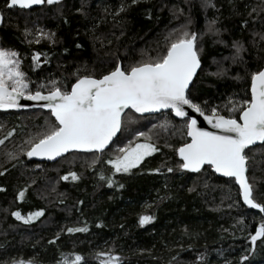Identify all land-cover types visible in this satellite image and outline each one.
Wrapping results in <instances>:
<instances>
[{
    "label": "trees",
    "instance_id": "16d2710c",
    "mask_svg": "<svg viewBox=\"0 0 264 264\" xmlns=\"http://www.w3.org/2000/svg\"><path fill=\"white\" fill-rule=\"evenodd\" d=\"M0 13V46L18 53L32 91L40 84L47 91L53 79L70 90L74 73L98 77L118 61L127 68L155 58L182 26L203 33L201 67L189 95L207 114L215 106L227 116L236 104L231 114L238 116L240 101L250 99L249 73L264 67V0H59L29 10L9 9L0 0ZM212 20L218 34L206 31ZM39 31L53 34L52 40L36 37ZM234 40L245 45L243 63H232ZM219 67L227 74L213 75ZM126 115L130 123L107 151L38 163L27 157L26 141L54 122L50 113L0 112V264H63L73 253L82 255V264H102L108 256L101 253L118 256V264H264V237L255 245L249 239L264 213L244 206L234 180L216 176L210 167L178 168L175 149L188 141L185 121L170 112ZM136 131L145 136L135 137ZM145 140L159 151L130 173L113 174L106 163L114 158L112 148ZM250 149L246 176L254 198L264 203V144ZM153 168L160 171H149ZM71 172L77 180L61 179ZM108 176L114 184L107 183ZM21 189L24 198L18 200ZM40 209L42 215L28 223L11 215ZM141 215L153 219L141 225ZM85 226L87 231H66ZM241 255L247 259L241 261Z\"/></svg>",
    "mask_w": 264,
    "mask_h": 264
},
{
    "label": "snow or ice",
    "instance_id": "6c2138e0",
    "mask_svg": "<svg viewBox=\"0 0 264 264\" xmlns=\"http://www.w3.org/2000/svg\"><path fill=\"white\" fill-rule=\"evenodd\" d=\"M55 2L58 0H5V5L9 9L17 6L26 9L32 5ZM210 2L211 0H208V3ZM130 3L136 4L137 0H130ZM124 7L125 5L122 4L117 11H121ZM187 23L190 24L191 20L189 19ZM215 23V20L208 22L206 31L218 34L220 29L214 27ZM242 24H246V21ZM24 31L29 33L30 30L25 28ZM36 35L47 37L50 41L53 36L44 31H39ZM202 35L203 33L190 31L186 26H182L167 45L166 51L155 58L137 61L127 68L122 67L118 61L114 68L98 77L74 73L77 78L72 82L70 90L59 87L55 79L48 81L51 87L47 91L44 90V84L38 85L35 91L30 90L25 73L19 69L18 53L0 47V109L27 107L26 104L18 102L22 97L29 101L44 102L40 107L50 109L55 120L49 123L46 130L37 133L34 140L29 138L26 141L30 144L26 154L28 157L49 159L61 156L70 149L94 150L95 153H102L113 137L123 129L122 114L125 113V109H132L136 113L170 109L176 117L185 121L187 136L190 137V140L175 149L180 157L178 168L199 171L207 164L217 173L234 177L244 204L264 213V203L254 198L253 186L245 175L249 166L247 161L250 159L247 152L254 151L249 146L254 145L255 142H264V67L249 73L250 99L245 98L240 101L238 116L231 114L236 111V104L228 108L227 116L219 114L215 106L211 109L212 114H207L205 109L189 95L196 84L195 78L201 67L202 48L199 37ZM253 35L255 36L256 33ZM260 39L264 40V33L260 34ZM220 43L224 41L221 40ZM231 47L234 49L231 56L232 63H243L241 53L245 50L244 43L234 40ZM40 55L38 52L35 53L32 57L33 61L37 62ZM227 71V68L219 67L217 73L213 75H226ZM236 78H240L239 74ZM184 106L199 113L219 131H208L197 127L196 118L190 116ZM166 125L167 122L161 123L162 127ZM14 131V129L8 131L7 135L11 137ZM141 136H145V133L135 132V137ZM3 142L4 140L0 139V143ZM156 151L159 149L148 140L136 143L129 141L119 147L115 157L109 158L106 163L111 165L113 174L130 173L134 167L144 161L145 157ZM149 171L159 172L160 169L153 168ZM168 171L171 172L173 169L168 168ZM69 176L72 180L78 179L75 172L68 173L61 179L67 180ZM101 178L105 177L101 176ZM106 179L109 185L114 184L112 176ZM16 198L18 200L24 198L23 189L17 193ZM42 213L43 209L30 212L27 216L19 211H13L11 215L28 223ZM151 219L153 217L141 215L139 223L144 225ZM66 231L68 233L87 231V227H68ZM260 237H264V220L256 226L255 233L250 234L249 239L255 245ZM55 239L56 237L53 238ZM100 255L108 256L102 264H118V256L107 253ZM72 257L71 260L65 259L63 264H82L81 254L73 253ZM201 258L197 256V259ZM246 259V256H240L241 261ZM12 264H26V262L13 260Z\"/></svg>",
    "mask_w": 264,
    "mask_h": 264
},
{
    "label": "water",
    "instance_id": "95a60500",
    "mask_svg": "<svg viewBox=\"0 0 264 264\" xmlns=\"http://www.w3.org/2000/svg\"><path fill=\"white\" fill-rule=\"evenodd\" d=\"M58 1H59V0H58ZM41 5H42V4L32 5V6H30L29 8H26V10L33 9V8H37V7H40ZM17 8H20V7L17 6ZM21 9H22V8H21ZM1 22H2V20H0V25H1ZM198 71H199V69H198ZM70 89H71V88H70ZM18 102H19V103L26 104L27 107L16 108V109H0V112H1V113H5V112H17V113H18V112H27V111H32V110H36V111H37V110H40V111L48 112V113H50V115H51V111H50V109H45V108L40 107V105H41L42 103H44L43 101H29V100H26L25 98L22 97V98L20 99V101H18ZM184 107H185V110L189 113L190 116H193V117L196 118V120H197V127L204 128V129H206V130H208V131H219L218 129H214V128L211 126V124H209V123L204 119V117L201 116L199 113L194 112L192 109L188 108L187 106H184ZM129 111L132 112V113H134V114L137 115V116H140V117L153 116V115H159V114H161V113L170 112L173 118H175V119H177V120H183V119L180 118V117H176L175 114H174L173 112H171L170 109H159V110H157V111H149V112H145V113H136V112H135L134 110H132V109H125V113H127V112H129ZM125 113L122 114V115L124 116ZM209 115H210V114H209ZM51 116H52V115H51ZM52 118L55 120V118H54L53 116H52ZM119 134H120V131L116 134V136L113 137V140L109 142V145L106 146V149L103 150V152H104V151H107V150L110 148V146H111V145L113 144V142L117 139V137L119 136ZM187 139L190 140V137L187 136ZM262 144H264V142H255L254 145H250L249 148H254V147L259 146V145H262ZM72 153L95 154L94 150L70 149L68 152L63 153L61 156H58V157H55V158H52V159H49V158H47V157H28V156H27V157H28L29 159L35 161V162H38V163H42V162H46V163H55V162L59 161L60 159L64 158L65 156H67V155H69V154H72ZM97 154H100V153H97ZM179 158H180V157H179ZM203 167H210V166H208V165L206 164V165H203L201 168H203ZM210 168H211V167H210ZM211 170H212V172H213L216 176H218V177H220V178H222V179H232V180H234L235 185H236V186L238 187V189H239V185L236 183L234 177H226V176H224L222 173H217V172H215V170L212 169V168H211ZM188 171H190V170H188ZM190 172H196V171H190ZM245 175H246V173H245ZM246 177H247V176H246ZM241 201H242V203H243L244 206H246V207H248V208H250V209H252V210H254V211H258V212H260L258 209H253V208H251L250 206L245 205L244 202H243V200H242V198H241Z\"/></svg>",
    "mask_w": 264,
    "mask_h": 264
},
{
    "label": "rangeland",
    "instance_id": "374dc122",
    "mask_svg": "<svg viewBox=\"0 0 264 264\" xmlns=\"http://www.w3.org/2000/svg\"><path fill=\"white\" fill-rule=\"evenodd\" d=\"M178 32L179 31H177V33L176 34H178ZM36 37H38V38H42V37H44V36H36ZM1 47V46H0ZM19 69H20V65H19ZM130 118H131V116L130 115H126L125 117H124V123L126 124L127 123V121H129V123H130ZM122 131V130H121ZM113 149V150H112ZM111 150H112V152H111V155H112V157H115V155L118 153V148L117 147H115V148H112ZM27 155V154H26Z\"/></svg>",
    "mask_w": 264,
    "mask_h": 264
},
{
    "label": "bare ground",
    "instance_id": "6f19581e",
    "mask_svg": "<svg viewBox=\"0 0 264 264\" xmlns=\"http://www.w3.org/2000/svg\"><path fill=\"white\" fill-rule=\"evenodd\" d=\"M1 24H2V22H1ZM1 26V25H0Z\"/></svg>",
    "mask_w": 264,
    "mask_h": 264
}]
</instances>
